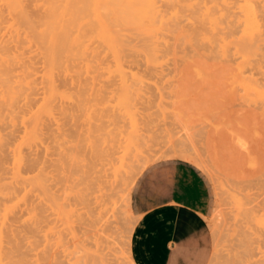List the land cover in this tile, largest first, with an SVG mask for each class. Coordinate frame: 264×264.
Wrapping results in <instances>:
<instances>
[{"label":"rangeland","instance_id":"rangeland-1","mask_svg":"<svg viewBox=\"0 0 264 264\" xmlns=\"http://www.w3.org/2000/svg\"><path fill=\"white\" fill-rule=\"evenodd\" d=\"M159 1H160L159 4H161L162 1L158 0V2ZM238 1H240V2H238ZM241 1H243V2H241ZM256 1H257V3L259 1V3H258L259 6L264 8L263 7L264 6V0H263V2H262V0H254V2H256ZM235 2H237L238 4ZM244 3H245V0H232L231 4L232 5L234 4L233 10L235 12H237L239 6L244 4ZM237 27H239V26H237L236 24L233 26V31H232L231 36H230L231 38L229 37L232 40V43H233V40H234V42H235V40H238L239 36L241 35V29L237 30L240 28V27L239 28H237ZM239 32H240V35H239ZM234 33L236 35H234ZM232 34L235 38L232 37ZM170 42L174 43L175 41L173 38H170ZM263 46H264V44H263ZM181 47L178 46L175 48V50L177 51L176 52L177 55H176V53L174 54L176 56V58L174 55H172V53L165 56L166 57V58L164 57L165 59L161 58V65L158 67L160 70L157 68L158 71H156L155 69L144 70L145 67H143V68L141 67L144 71L141 70V68L140 69L138 68V70H137L136 66H135V70H133L134 68L128 69L126 72H121V73L115 72V71H97V72L94 71L92 73H89V72L85 73V71H83V72H80L82 74L79 73V75H82L83 79L81 78V76H80V78L78 77V79L76 78L77 80L75 81V84L70 83L71 75H69L66 78L67 80H64L62 82V88H63L62 90L65 93V97L62 101V104L66 105L65 107H67L68 111H70L72 113L75 112L73 115H71L72 120H71L70 116L68 118L58 120V124H60L59 126H58V124H56L57 121L56 122L53 121L51 123V126H50L51 130L48 131V134H46V136H45V141L47 142L46 148L44 150L34 148L32 153H31L32 165H30V167H29V175L32 177L31 196H32L33 207L36 208V211H37V217L36 218L34 217V219L32 221V223H33L32 229H31V234L33 235L32 236L33 249L30 251L31 252V258H32V264H37L35 261L37 259L39 260V262L41 264H81V263L82 264H95V263L96 264H123V262H124V264H133V263L135 264V262L132 258V255H131V250H130L131 233H132L134 224H135L136 219H137V217L134 213V208H133V204H132L133 189H134V186H135L137 179L139 178V176L142 174V172L148 166H150L154 163L160 162V161L170 160V159L186 160V161L191 162L195 166H197L200 169V171L203 173V175L206 178L208 185L210 187V190H211V209H210V214H209L207 220L209 223L210 237H211V255H210V259L208 261V264H264L263 263L264 262V260H263L264 259V245H263L264 244V210H261V209H264V207H263L264 206V200H263L264 199V183H263V185H261L262 181L259 180L260 176H261L259 174V172L262 173L260 168L262 167V169H264V167H263L264 164H262V163H264V155H263L264 154V140L262 141L263 137L259 138L261 135L257 136L258 138L255 137V135H259V133L261 131H263V129L260 130L262 127L260 128V124L257 123L258 121H256L253 117H251V116H253V115H251L253 113V109H251V108H253L254 105L256 107L260 106L261 100L257 97L256 92H252L253 91L252 89H248L249 86L254 83V80L257 82L258 79L260 80V81L258 80L259 84L258 83H255V84L260 85L261 87H264V81L262 79V78H264L263 77L264 76V68H263L264 67V60L262 61L261 55H258V56L254 55L255 57L252 56L251 60L253 61V58H255V60L260 59L259 60L260 62H256L255 60H254V63H256V64H254L252 61L245 62L244 59L238 53H234L233 48L229 49L230 51L228 50L229 52H227V54L225 56L221 55L222 56L221 57V56H217L216 51H214V50L212 51L213 54L211 53V51H209L207 49L205 51L204 55L198 54V56H197L196 53L191 51V47L189 46V44H187V45L182 44ZM179 49H182V50L179 51ZM261 50L264 51V47ZM160 53L165 54V52H163V51ZM191 53L193 54V56H191L192 55ZM214 54H216V56ZM184 55L187 56V57H184L187 60L183 58ZM180 56H181V58H180ZM201 56L202 57L205 56L204 59H206L208 61V63L205 62V60ZM236 56L238 57V59L236 58ZM193 57H195L194 59L198 58L197 61L194 60ZM216 57H217V59H215ZM190 58H192V59H190ZM200 58H201V61L199 60ZM212 58L216 61L212 60ZM218 58H219V60H218ZM224 59H226V60H224ZM182 60H183V62L185 61V62L190 63V64L186 65V63L184 62L185 63V65H184ZM198 60L200 62H198ZM176 61H177V63H176ZM211 61L215 62L214 66H213V63H211ZM169 62H170V64H169ZM180 62L183 63L184 67H182V63H180ZM191 62H193V63H196V62L201 63L202 62L201 64L206 63L207 65H209V63H210V65H212V67L208 66L210 70L205 67L206 65H204L203 67L197 68V66L193 65V63H191ZM216 62L217 63L220 62L222 64V66L220 65V63L217 64ZM227 62L230 66L229 68H228V66H226V65H228ZM223 63L225 64L224 65L225 67H223ZM244 63H247L248 65H245ZM257 63H258V66L262 67V69L257 67ZM241 64L242 65L244 64L245 67L247 66V68H246L247 71L244 70L245 68H243L244 66L242 67ZM189 65L191 66V68L194 66L192 68V70L194 69L193 72H192V70H190L191 74H189L190 71L188 72L186 70V69H188V70L191 69V68H189ZM255 65H256V67H255ZM166 66H168L170 68H168V67L166 68ZM176 66L181 67L184 71L181 68H178ZM185 66L186 67L188 66V68H185ZM220 66L222 68H220ZM236 66H240V67H236ZM248 66H249V68H248ZM204 67H205V70L203 69ZM216 67H217L218 71L216 70ZM226 67H227V69H226ZM232 67H234V69ZM250 67H253V68H250ZM212 68H214V69L212 70ZM238 68H239V70H241V68H243L242 69L243 71H241V72H244L245 74L247 72L248 73L245 75L238 70H237L238 72H236L235 70ZM178 69H180V71ZM206 69H208V70H206ZM219 69L221 71V74L223 73V74H227V75L226 76L221 75ZM223 69L224 70L226 69V71L229 72L230 74L227 73L226 71H225L226 73L223 72L224 71ZM229 69H231V70L229 71ZM152 70H153V74H152ZM232 70H234V72H236V73L231 72ZM161 71L164 73V75H163V73H161ZM170 71H172V72L170 73ZM202 71L203 72L204 71L205 72L211 71L210 73H212V71H213L214 73H212V74L205 73V72L203 73ZM254 71L258 72V73H255ZM102 72H104V73L102 74ZM140 72H141V74H140ZM154 72H156V73H154ZM184 72L187 73L186 74L187 76L184 74ZM239 72L242 75H240ZM176 73H177V75H176ZM182 73L186 77L184 75H182ZM192 73H195V74H192ZM215 73L217 74L216 75L217 79H215V76H213ZM231 73H232V75H231ZM73 74L76 75V73H73ZM117 74L120 77H117ZM173 74L176 75L177 78ZM203 74L204 75L209 74L210 76L206 75V77L209 76V78L211 77V79H208V78L206 79V77ZM112 75H113V77H112ZM167 75H169V76H167ZM189 75L190 76L193 75L194 77H192V79H191V77ZM229 75H231V76H229ZM244 75H245V77H244ZM249 75H253V76L251 77ZM260 75H262V76H260ZM88 76H89V78H88ZM98 76H100V78ZM131 76H132V78H131ZM222 76H225V77H222ZM232 76H233V78H232ZM235 76H236V78H235ZM254 76H256V77H254ZM97 77H98V79H97ZM149 77L151 79H148ZM158 77H160V79ZM184 77H185V83L186 82L188 84L190 83V85L187 84L188 86H186V88H190L192 86V88H191L192 91H191V89H186V88L183 89L184 88L183 85L185 84L183 82ZM187 77L189 79V82L186 81ZM200 77L201 78L204 77L206 79L205 81L208 80L207 81L208 83L204 81V78L201 80ZM221 77L224 79L225 78L227 79V80L225 79V81L228 83V85L231 88H233L234 83H235L234 85L237 86V84H238V86L240 85V87H235L234 89L238 88L236 91L234 89H230V87H228L227 84L224 83L225 82L224 80H223L224 82L221 81V79H222ZM249 77H251V78L249 79ZM86 78H88V79H86ZM128 78H129V80L131 79V81H133L131 85H130L131 81L128 82ZM133 78L136 80V82L139 83V85H138V83L135 82V80ZM85 79H86V81H85ZM99 79L101 82L98 81ZM114 79H116V80H114ZM175 79H176V81H178V79H180V81H182L180 83L182 86V90H180L181 87H179L180 81L176 82ZM198 79L201 81H199ZM251 79H254V80L252 81ZM102 80L104 82H102ZM138 80H140L141 82ZM159 80L163 81V83L165 85L162 84L161 81L159 82ZM172 80H174V81L171 83L170 81H172ZM190 80L195 81V82L197 81L198 83L195 84V82H194V84H193V82H191ZM212 80L213 81L215 80L217 82L216 84H218V85L214 84L215 81L212 82ZM228 80H230V81H228ZM233 80H235L236 82H232ZM107 81H111V82L109 83ZM112 81L114 82V84L117 82L116 85H114V87H112L113 85H110V84H113ZM144 81H145V83H144ZM237 81H240L241 83L237 82ZM85 82H87V83H85ZM88 82H91V84H92L91 88H90L91 84H89ZM158 82H159V85L157 84ZM230 82L232 83L231 84L232 86L229 84ZM260 82H262L263 84L262 83L260 84ZM135 83L137 86L135 85ZM140 83L142 85H144V87H146V88L141 86ZM203 83L204 84L206 83V86L208 88L205 85H204V87H201V86H203ZM219 83L221 84V86ZM246 83H247V85H246ZM80 84L84 85L83 88H80V87H82V85H80ZM86 84H88L87 87L85 86ZM105 84H109L110 88L107 85L105 86ZM169 84L172 87L170 86L171 89H168V87H166L167 91H168L167 92L166 88H164V87L169 86ZM225 84L227 86V89L225 88L226 87ZM94 85L96 86V88H93V87H95ZM175 85H177V86H175ZM193 85H197V86H195V89H194ZM199 85H201V86H199ZM209 85L212 88L214 86V89L218 92H216V91L214 92L213 91L214 89L212 90V88H210ZM241 85H242V89H241ZM131 86H132V88H131ZM161 86H163V87H161ZM216 86L218 89L216 88ZM140 87L143 89L141 90ZM196 87H198V89H201L200 91H202V88H203L204 94L207 93L208 91H210V93L208 92L209 94L207 93V96H206V94L204 95L203 92L199 93L198 92L199 90ZM114 88H116L117 90ZM137 88H139V89L137 90ZM94 89H95V91H94ZM112 89H114V90H112ZM118 89L119 90L121 89V90L119 91ZM125 89H128V91L130 90L129 92H130V94L132 93L131 94L132 98H134V94H135V99L137 98L136 99L137 102H136V100H133L132 98H131L132 100H129L126 103L121 102L119 100L120 95L123 94ZM196 89H197V91H195ZM88 90H90L89 93H86V92H88ZM173 90H174V92H173ZM193 90L195 92H198V95H197V93L193 92ZM238 90H241V91L238 92ZM76 91H78V92H76ZM118 91H119V94H118ZM187 91H190V93L193 92L192 95L188 94L189 92H187ZM230 91H231V94L233 93L232 96L235 94V96H233V97H236V95H237L236 100H238V102H240V104L238 102H236L235 98H233L231 96V94L230 95L227 94V93H230ZM233 91H235V92H233ZM81 92H83L82 93L83 97L85 96V98H87V99H84L83 97H81V95H82ZM95 92H96V94L98 92V95H101V97L96 95V94L94 95L93 93H95ZM180 92H182L181 94H184V96L181 97V98H183V100L180 98ZM243 92H245V93H243ZM84 93H85V95H84ZM139 93H141L144 96H142L141 94L139 95ZM213 93H215V94H213ZM220 93H222V94L225 93L226 99L224 98V95L222 97L223 99H221L220 97L222 96V94H220ZM238 93H240V94L243 93L242 95L244 97L243 96L241 97V95H239ZM107 94H108V96H107ZM156 94H157V96H156ZM185 94H186V96L190 95L191 96V97L189 96L190 99H188V97H185ZM116 95H117V97H116ZM195 95H197V96L195 97ZM88 96H89L90 100L88 99ZM93 96L97 100V103L99 102L98 105L96 102H94L95 99L93 98ZM177 96H179V97L177 98ZM202 96L207 97V99L205 98L206 99L205 100L204 97H202ZM208 96H211V97L208 98ZM229 96H231L232 98L228 102H226L228 100L227 98ZM74 97H76V98H74ZM97 97H98V99H97ZM143 97H145V99ZM147 97H149V98H147ZM153 97H155L154 101H153V99H154ZM169 97L171 99L172 98L177 99L178 102L175 99L171 100ZM199 97L203 98L204 100L200 99ZM117 98H118V100H117ZM150 98H153V99H150ZM191 98H192V100L194 99V101H192ZM195 98H197L199 100L198 101L199 103L197 105H196L197 99L195 100ZM210 98L213 101L215 99V101L214 102L212 101L210 103L209 102V101H211ZM242 98H244V100ZM80 99L83 100L84 103ZM110 99H112V100H110ZM139 99H141V100H139ZM149 99L151 102L148 101ZM185 99L186 100L188 99L187 100L188 104L185 102L186 101ZM86 100H88V102L93 101L95 104L93 102H92L93 104L92 103L90 104ZM104 100H108L109 102L104 101ZM115 100H117L118 102ZM163 100H165L166 102ZM179 100H181V103ZM189 100H191L193 103H195L194 105L192 104V106H191L192 108L197 106V107H195V109L201 108L202 111H201V109L197 112L194 111L195 109L191 110L190 105L192 102ZM200 100H202V101H200ZM216 100H219L218 104L216 103ZM222 100L223 101L225 100L226 104ZM234 100H235L236 104L233 103ZM182 101H184V102H182ZM203 101H206V103L205 102L202 103ZM148 102L150 103L149 104L150 106L148 105ZM176 102L178 104L179 103L180 104L178 105ZM208 102L210 103V106L208 105ZM219 102L222 104L221 105L222 108L224 107V105H226L225 108L220 109L221 106H219L220 105ZM229 102H231V103H229ZM85 103H86L87 107H86V105L85 106L83 105ZM131 103L133 106L131 105ZM135 103H137V104H135ZM160 103L163 106L160 105ZM241 103H242V105H241ZM243 103H245V106ZM250 103H252V104L250 105ZM89 104L91 105V109L88 108V106L90 107ZM102 104H104V105H102ZM139 104H141V105H139ZM142 104L144 107L142 106ZM206 104L208 105V107L206 106ZM232 104H234V105H232ZM81 105H82V108L79 109L81 107ZM126 105H127V107H126ZM215 105H216V108L219 107V109L218 108L216 109ZM229 105H231V106H229ZM109 106H111L112 108H110ZM212 106L216 109V111L219 113V115L215 114L216 112L214 113L215 109ZM232 106H234V108ZM241 106L244 108L247 107L250 109L246 110V108L244 109ZM250 106H253V107H250ZM74 107H75L76 111L74 110ZM95 107H96V109H95ZM97 107H99V108L101 107L100 108L101 110L99 108H98L99 109L98 110ZM132 107H133V109H132ZM140 107H141V109L142 108L143 109L142 110L139 109ZM171 107H173L172 110H171ZM174 107L176 109H174ZM181 107L183 108V110L185 109L183 112H182ZM209 107L213 108L214 110L213 109L211 110V108L209 110ZM256 107H254V109ZM107 108L109 110H107ZM118 108H120V109H118ZM149 108H150V110H149ZM157 108L160 109V110H158L160 114L156 113V112H158ZM235 108H238V109H235ZM112 109H113V111H112ZM116 109H118V111ZM121 109H123V110H121ZM207 109L210 113L206 112ZM226 109L229 111H227ZM257 109H259V108H256V110ZM79 110H80V112H79ZM83 110H84V112H83ZM177 110L178 111L181 110V111H179V114L178 113L176 114V112H178ZM186 110L190 111V114L192 113L191 115L190 114L189 115L192 118L194 117L193 120L191 117H189V115L187 117ZM203 110L205 111V113ZM223 110H224V112H225V110L227 112L224 113ZM238 110H239V112L241 111V113L237 112ZM85 111L87 112V114L85 113ZM102 111H104V113ZM143 111H144V113H143ZM171 111H174V112H171ZM249 111H251V113ZM120 112L121 113L123 112V113L121 114ZM198 112H200L199 114H201V115H197ZM236 112L238 113V115ZM119 113H120V115H119ZM154 113L156 115L158 114L157 115L158 118ZM168 113H169V115H167ZM207 113H209V114H207ZM75 114L78 115V117ZM83 114H84V117H83ZM108 114H110V115H108ZM180 114L182 115V117ZM240 114H243V115L240 116ZM247 114H249V115H247ZM92 115H93V117H92ZM113 115L117 118V120L115 117H111ZM143 115L145 117H143ZM205 115H207V116L205 117ZM220 115H222L223 118L226 117V119L220 118L221 117ZM226 115H228V116H226ZM125 116H127V117H125ZM149 116L151 118H153V117L154 118L151 119ZM159 116H160V118H159ZM248 116L250 117V120L248 118L247 119L248 121H247L246 118ZM102 117H103V119H101ZM106 117H108V118H106ZM215 117H216V119H215ZM244 117H246V118H244ZM126 118H128L129 120H127ZM146 118H147V120L150 118V120L145 121ZM251 118H253V121ZM142 119H143V121H142ZM249 121H251L254 124L252 125V123ZM157 123H159V124H157ZM244 123H245V125H244ZM65 124H68V125L64 126ZM93 124L94 125L97 124V126H96L97 128L105 127L104 129L107 130L106 132L109 135L107 136V134H106V136H105L104 135L105 131H103L101 134V131L104 130L103 128H102V130H100L101 128H99L100 131L97 133L98 135H95L94 133H95V131L97 132L98 129L96 128L97 130H95V128H92ZM237 124H238V126H237ZM98 125H102V126H98ZM257 125H258V127H257ZM126 126H127V128H126ZM249 127H251V128H249ZM240 128L241 129L243 128L242 129L243 131ZM258 128H259V130H256ZM93 129L95 131L91 132ZM54 130H56V131H54ZM110 130H112V131H110ZM67 131H70V134H67L68 133ZM114 131H116V132H114ZM249 131H251V132H249ZM246 132H248V135L250 133V135L248 136ZM58 133L60 134V136ZM85 133H87V134H85ZM84 134H85V136H84ZM90 134H92V135H90ZM252 134L256 140H253L254 138H253ZM241 136H243V137H241ZM73 137L76 138L75 139L76 142H75ZM96 137L98 139H96ZM247 137H250V139ZM77 139L80 141L81 145L78 143L79 141ZM100 140H102L104 143L102 142L103 144H99L98 147H96V145H97L96 141H100ZM242 140H244V141H242ZM249 140H251L253 142H250ZM71 141H74L75 143H72ZM70 142H71V144H70ZM109 142H110V144H108V146H107V143H109ZM245 142L247 144L249 143L248 146ZM55 143H56V145H55ZM76 143H78V145H76ZM99 143H101V141ZM58 144H63V145L58 146ZM72 144H73V147H72ZM74 144L77 146L76 149H74ZM115 144H117V145H115ZM255 144H256V146H255ZM109 145L111 146V148L109 147ZM114 146H115V149L113 148ZM57 147H59V149ZM70 147H72L73 149L72 148L70 149ZM106 148H108V149H106ZM244 148H246V149L244 150ZM53 149H54L55 153H54ZM88 149H90V151ZM93 149H95V150L93 151ZM109 149H111L112 151H109ZM224 149H226V150H224ZM67 150L70 152V154H68ZM259 151H260V153H259ZM74 152H75V154H74ZM109 152H111V155ZM107 153H109V154H107ZM59 154H61V155H59ZM222 154H223V156H222ZM224 154H225V156H224ZM226 154H227V156H226ZM258 154H260V155H258ZM42 155H43V158L41 159ZM106 155H109L110 157H107ZM244 155H246V157H244ZM77 156H78V158H77ZM67 157L69 158L68 163L71 160V158H72L71 163L73 161H74L72 163L73 165L76 163V166L74 165L75 167H73V168L75 169L74 171L76 172V170H77L78 173H73L74 171H72V174H70V171L66 170V169H70V168H68L69 166L66 165L64 162L65 159L67 162V159H68ZM104 157L108 158V160H105L107 165H105V162L102 161L104 159ZM79 158L82 159V160L80 159L81 161L84 160L83 163L81 161H80L81 164L79 163V161H78ZM89 158H92V159H89ZM100 158H103V159L99 160ZM86 159H88V161H89L88 163H87ZM244 159H246V160H244ZM256 159H257V161H255ZM261 159L263 160V162ZM39 160H42V161H39ZM110 160H111V162H110ZM232 160H234V161H232ZM96 161H97V164L93 165L94 163H96ZM114 161L116 162V164H114L115 163ZM71 163H70V166H71V169L73 170V168H72L73 165ZM58 164H59V166H58ZM101 164H104V166H106L107 168L106 167L104 168V166L103 165L101 166ZM8 165H9L8 167L10 169L12 167V164L8 163ZM90 165L92 167H89ZM259 165L260 166L262 165V166L260 167ZM100 166L103 168L101 169ZM55 167L58 168V171H61V173H62V174L60 173V175H59V177L61 176L60 178H57L59 172L58 173H57V171L55 172V169H56ZM76 167H77V169H76ZM238 167H241V168L238 169ZM254 167H256L255 168L256 171L259 169L257 171L258 173L254 170ZM116 168H117V170H116ZM78 169H79V171H78ZM44 170H45V172H44ZM248 170L250 171V173ZM84 171L87 174L95 173L97 171V175L103 176L105 178V181H107L106 185L104 184V187L107 186L108 182H109V185L112 183L114 185V187L118 184V182L121 183L122 180H124L123 182H125V183L128 182V184L126 183L124 185V183L123 184L121 183V184H118L120 187H118V185L115 187L116 190L118 191V194H119L118 196H116L117 202L119 205V206L117 205L118 206L117 211L119 209H120V211H118L119 214H116V216H114V221L112 219L113 217H111L112 221L107 223V224H109L110 227L107 225H101V227H99V224L95 220H97V219L101 220V218H102V221H103L104 216L103 217L101 216L99 218L98 217L99 215L95 214L94 217L96 218V216H97V218L95 219V218H93L90 211L89 210L87 211V208L83 209V210L79 209L81 207L80 204L77 205V208L79 210L77 211V209H76L75 212H73L74 214H72L70 219H69V211L71 209V206H73V202H75V198L69 194V190L71 188V185L77 184V182H75L74 180L76 178H78L79 176H81V174L83 175ZM100 171H102V172H100ZM232 171H233V173H232ZM50 172H51V174H50ZM220 172H222V173H220ZM253 173H254V175H253ZM40 174L44 176L43 181H44L46 189H47L46 194L42 191V189L37 184V178L39 177ZM111 174L113 176V179H112V176H111V178L109 176ZM115 174H117V176ZM71 175H72V178H71ZM251 175H253L252 178H254V179L251 178ZM256 175L258 176V178ZM48 176L50 178H48ZM128 176H130V177H128ZM62 177H64V179L61 181L60 179ZM51 179H52V181H51ZM249 179H250V181H249ZM70 180H72L74 182H72V181L70 182ZM56 181H58L59 184ZM110 181H111V183H110ZM52 182H54V183H52ZM61 182L64 184H61ZM233 185H235V186H233ZM110 186H108V187L110 188ZM60 188L61 189L63 188V189L60 190ZM118 188H119V190H118ZM252 189H253V191H251ZM260 190H263L262 191L263 194H262V192L260 193ZM244 191H246V192L244 193ZM107 192L108 191L105 190V193H107ZM258 192H259V194H262V197H261V195L260 196L258 195ZM108 194H109V192H108ZM106 196L108 197V195H106ZM106 196H105V198L108 199ZM35 199H37V200H35ZM257 199H259V200H257ZM66 206H68V207H66ZM63 208H65V209H63ZM81 210H82V213H78V212H81ZM42 213H43V215H42ZM128 213H130L132 216H130V214L127 215ZM109 214L105 215V217L106 216L108 217ZM91 217L94 220H92ZM254 218H257V219L255 220ZM36 221H38V222H36ZM98 222H100V221H98ZM90 223H91V225H90ZM101 224H103V222ZM74 234H75V236H74ZM108 236H109V238H108ZM254 239H255V241H254ZM103 240H105V242H103ZM257 241H258V244H257ZM261 241H262V243H261ZM106 247H107V249H106ZM96 257H99V259ZM255 260L256 261L259 260V261L256 262Z\"/></svg>","mask_w":264,"mask_h":264},{"label":"bare ground","instance_id":"bare-ground-1","mask_svg":"<svg viewBox=\"0 0 264 264\" xmlns=\"http://www.w3.org/2000/svg\"><path fill=\"white\" fill-rule=\"evenodd\" d=\"M161 1H162V3L159 4L160 1L158 2V0H0V264H32V258H31V252L30 251L33 249V240H32V236L33 235L31 234V229H32V224H33L32 221H33L34 217L35 218L37 217V211H36V208L33 207L32 196H31L32 177L29 175V167H30V165H32V163H31V153H32L34 148L43 149V150L46 148V143L47 142L45 141V136H46V134H48V131L51 130L50 126H51V123L53 121H55V122L57 121L56 124H58V120H62V119L68 118L69 116L71 117V115H73L75 113V112L72 113V112L68 111L67 107H65L66 105L62 104V101H63V99L65 97V93L62 90L63 89L62 88V82L64 80H67L66 78L69 75H71V81L69 80L70 83H74L75 84V81L78 79V77L80 78V76H81V78H82V75H79V73L83 72V71H85V73L86 72L92 73L94 71H96V72L97 71H115V72H120L121 73V72H126L128 69H133L134 68L133 70H135V66L137 67V70H138V68L140 69L141 67L142 68L145 67L144 70H146V69H155L156 71H158L157 68L161 65V58H164L165 56H167L168 54H171V53H172V55H174L177 52L175 50V48L178 47V46L181 47L182 44H186V45L189 44V46L191 47V51L196 53L197 56H198V54H203L204 55V53H205V51L207 49L209 51H211V53H212L213 50L216 51L217 56H221V55L225 56L227 54V52L230 51L229 49L233 48L234 53H238L244 59L245 62L252 61L251 60L252 56L255 57L256 55L257 56L261 55L262 61L264 60V51L261 50L264 47L263 46V44H264V8L259 6V4H258L259 1L257 3V1L254 2V0H245V3L239 6L237 12H235L233 10V8H234L233 5L234 4L233 5L231 4L232 0H161ZM238 2H240V1H238ZM241 2H243V1H241ZM262 2H263V0H262ZM235 3H237V2H235ZM235 24L240 27V28L237 27V28H239L237 30L241 29V35H240V32H239L240 36H239V38L237 37L238 40H235V42L233 40V43H234L233 44L232 40L230 39L231 38L230 36H231L232 31H233V26ZM234 35H236V34L234 33ZM232 37H234L233 34H232ZM170 38H173L175 42L171 43L170 42ZM182 49H179V51L182 50ZM162 51L165 52V54H161L160 52H162ZM216 54H214V55L216 56ZM176 55H177V53H176ZM191 56H193V54ZM237 56H236V58L238 59ZM184 57H187V56L184 55L183 58ZM175 58H176V56H175ZM180 58H181V56H180ZM194 58L195 57H193V59ZM202 58L204 59L205 56L202 57ZM184 59H186V58H184ZM190 59H192V58H190ZM197 59L198 58H196L194 60L197 61ZM215 59H217V57ZM226 59H224V60H226ZM199 60L201 61V58ZM199 60H198V62H200ZM204 60H205V62L208 63V61L206 59H204ZM212 60H214V59L212 58ZM218 60H219V58H218ZM254 60H255V58H253V61H252L253 63H254ZM259 60L257 59L255 61L256 62H260ZM214 61H216V60H214ZM182 62H183V60H182ZM182 62H180V63H182ZM220 62H218V63H220ZM176 63H177V61H176ZM183 63H182V67H184ZM185 63H186V65L190 64V63H187V62H185ZM185 63H184V65H185ZM191 63H193V62H191ZM201 63H197L196 62V63H193V65L197 66V68L203 67L204 65H206L205 67L208 68V69H209L208 66L212 67V65H210V63H209V65H207L206 63H203V64H201ZM211 63H213V66H214L215 62L211 61ZM221 63H220V65L222 66ZM169 64H170V62H169ZM227 64H228V62H227ZM244 64L248 65L247 63H244ZM244 64L243 65L241 64L242 67L244 66ZM254 64H256V63H254ZM224 65L225 64L223 63V67H225ZM221 66H220V68H222ZM226 66H228V68L230 67L229 64L226 65ZM167 67L168 66H166V68ZM176 67H178V66H176ZM205 67L203 68L204 70H205ZM217 67H216V70H217ZM236 67H240V66H236ZM253 67H250V68H253ZM255 67H256V65H255ZM257 67L262 69L261 66H258V63H257ZM142 68H141V70H143ZM168 68H170V67H168ZM178 68H181V67H178ZM185 68H188V66L187 67L185 66ZM189 68H191L190 65H189ZM192 68L189 69V70L188 69H186V70L189 72L190 70H192ZM232 68L234 69V67H232ZM243 68H245L244 70H246L247 66L246 67L244 66ZM243 68H241V70H239V68H238L235 71L236 72H238V71L241 72V71H243L242 70ZM248 68H249V66H248ZM208 69H206V70H208ZM213 69L214 68H212V70ZM226 69H227V67H226ZM226 69L225 70L223 69L224 71L223 70L222 71L225 72ZM178 70L180 71V69H178ZM193 70H192V72H193ZM230 70L231 69H229V71ZM219 71H220V69H219ZM141 72H140V74H141ZM171 72L172 71H170V73ZM210 72L211 71H209V72L207 71L205 73H210ZM231 72H234V70H232ZM236 72H234V73H236ZM240 72H239V74H240ZM73 73H76V75L73 74ZM103 73L104 72H102V74ZM154 73H156V72H154ZM161 73H163V72L161 71ZM212 73H214V72L212 71ZM212 73H210V74H212ZM227 73H229V72H227ZM241 73L245 74L244 72H241ZM255 73H258V72H255ZM80 74H82V73H80ZM152 74H153V70H152ZM184 74L186 75L187 73L184 72ZM184 74L182 73V75H184ZM189 74H191V71H190ZM192 74H195V73H192ZM220 74H221V71H220ZM163 75H164V73H163ZM176 75H177V73H176ZM176 75H174V76H176ZM206 75H209V74H206ZM206 75H204V76L206 77ZM216 75H217L216 73L213 75V76H215V79H217ZM221 75H225L226 76L227 74H223L222 73ZM231 75H232V73H231ZM231 75H229V76H231ZM240 75H242V74H240ZM245 75H244V77H245ZM100 76H98V77L100 78ZM167 76H169V75H167ZM209 76L206 77V79L207 78L211 79V77L209 78ZM225 76H222V77H225ZM249 76L252 77L253 75H249ZM260 76H262V75H260ZM98 77H97V79H98ZM112 77H113V75H112ZM117 77H120V76H118V74H117ZM150 77L148 79H151ZM185 77L183 79L184 83H185ZM190 77L192 79V77H194V76L191 75ZM251 77H249V79ZM254 77H256V76H254ZM88 78H89V76H88ZM88 78H86V79H88ZM131 78H132V76H131ZM158 78L160 79V77H158ZM176 78H177V76H176ZM203 78H201V80ZM232 78H233V76H232ZM235 78H236V76H235ZM86 79H85V81H86ZM206 79L204 78V81ZM225 79L222 78L221 81L224 82ZM262 79L264 81V78H262ZM114 80H116V79H114ZM201 80H199V81H201ZM230 80H228V81H230ZM235 80H233L232 82H236ZM251 80L253 81L254 79H251ZM258 80H257V82L255 80H254V83L252 82L254 85L253 84L252 85L249 84L250 86H249L248 89H252L253 90L252 92H256L257 97L261 100L260 106L257 105L258 107H256L254 105V107L259 108V109L256 110V108L254 109L253 106H250V107H253V108H251V109H253V113L251 114L253 116H251V117H253L256 121H258L257 123L260 124V128L262 127L260 130L263 129V131L260 132L261 134L259 133V135H255V137L261 135L259 138L263 137L262 138V141H263L264 140V87H261L260 85H256L255 84V83H258ZM98 81H100V79ZM129 81H131V79L129 80V78H128V82ZM138 81H140V80H138ZM160 81L161 80H159V82ZM173 81L174 80H172L170 82L172 83ZM175 81H176V79H175ZM179 81H180V79H178V81H176V82H179ZM186 81L189 82L188 77L186 78ZM207 81H205V82H207ZM214 81L212 80V82H214ZM102 82H104V81L102 80ZM107 82L110 83L111 81H107ZM132 82L133 81H131L130 85L132 84ZM135 82H136V80H135ZM159 82L157 83L158 85H159ZM181 82L182 81H180L179 84ZM191 82H193V84H194L195 81H191ZM237 82H240V81H237ZM85 83H87V82H85ZM88 83L91 84V82H88ZM116 83L114 84V82H113V84H110V85H113L112 87H114V85H116ZM136 83H138V82H136ZM136 83H135V85H136ZM144 83H145V81H144ZM161 83L164 84L163 81H161ZM196 83H198V82L196 81L195 84ZM216 83L217 82L215 81L214 84H216ZM224 83H226L227 86L230 87L226 81ZM261 83L262 82H260V84ZM185 84L183 85L184 86L183 89H185L186 86L190 85V83L188 84L187 82ZM226 84H225V86H226ZM229 84L231 85L232 83L230 82ZM234 84H233V88L230 87V89H234L235 87H240V85L238 86V84H237V86H236ZM80 85H82V84H80ZM106 85L110 88L109 84H105V86ZM138 85H139V83H138ZM204 85L206 86V83L205 84L203 83V86H201V85H199V86L204 87ZM216 85H218V84H216ZM246 85H247V83H246ZM83 86L84 85H82V87H80V88H83ZM85 86L87 87L88 84H86ZM91 86H92V84L90 85V88H91ZM141 86L144 87V85H142V84H141ZM170 86L171 85L169 84V86H165L164 88L168 87V89H171ZM175 86H177V85H175ZM193 86H194V89H195V86H197V85H193ZM220 86H221V84H220ZM227 86L225 87L226 89H227ZM161 87H163V86H161ZM179 87H181L180 90H182L181 84L179 85ZM198 87H196V88L198 89ZM93 88H96V86L93 87ZM131 88H132V86H131ZM144 88H146V87H144ZM191 88H192V86L190 88H186V89H191ZM210 88H212V87L210 86ZM216 88H217V86H216ZM114 89H116V88H114ZM114 89H112V90H114ZM138 89L139 88H137V90ZM140 89L142 90L143 88L140 87ZM197 89L195 91H197ZM213 89H214V86H213L212 90ZM237 89L238 88H236L234 90L236 91ZM241 89H242V85H241ZM198 90H199L198 91L199 93L203 92V94H204L203 88H202V91H200L201 89H198ZM89 91L90 90H88V92H86V93H89ZM94 91H95V89H94ZM119 91H118V94H119ZM129 91H128V89H125L123 94L120 95V99L119 100L121 102L126 103L129 100H132V99L136 100L137 99V98L135 99V94H134V98H132L131 97L132 93L130 94ZM166 91H167V88H166ZM191 91H192V89H191ZM195 91L193 90V92H195ZM213 91L215 92L216 90L214 89ZM235 91H233V92H235ZM239 91H241V90H238V92ZM76 92H78V91H76ZM173 92H174V90H173ZM187 92H189L188 94H191V95L193 93V92L190 93V91H187ZM198 92H195V93H197V95H198ZM208 92L210 93V91H208ZM216 92H218V91H216ZM82 93L83 92H81V94ZM181 93L182 92H180V98L184 96V94H181ZM207 93H205L206 96H207ZM222 93H220V94H222ZM240 93H238V94L241 95V97H242L243 96L242 94L245 93V92H243L242 94H240ZM93 94L95 95L96 92L93 93ZM108 94H107V96H108ZM140 94L141 93H139V95ZM213 94H215V93H213ZM227 94L230 95L231 91H230V93H227ZM232 94H231V96H232ZM84 95H85V93H84ZM96 95H98V92H97ZM197 95H195V97ZM223 95H224V98L226 99L225 93L222 94V96L220 98L223 99L222 98ZM98 96L101 97V95H98ZM142 96H144V95H142ZM156 96H157V94H156ZM189 96L190 95L186 96V94H185V97H188V99H190V97H191V96L190 97ZM211 96H208V98L211 97ZM231 96H229L230 98L229 97L227 98L228 100L226 102H228L233 96H235V94L232 97ZM81 97H83V94L81 95ZM116 97H117V95H116ZM145 97H143V98L145 99ZM178 97L179 96H177V98ZM202 97H204V96H202ZM236 97H237V95H236ZM236 97H233V98H235V100H236L237 99ZM74 98H76V97H74ZM83 98L87 99V98H85V96ZM93 98H94V96H93ZM147 98H149V97H147ZM153 98H150V99H153V101H154L155 97H153ZM192 98H191V100H192ZM205 98L207 99V97H204V99ZM88 99H89V96H88ZM97 99H98V97H97ZM150 99L148 101H150ZM172 99H175V98H172ZM181 99L183 100V98H181ZM196 99L197 98H195V100ZM200 99H203V98H200ZM242 99L244 100V98H242ZM110 100H112V99H110ZM117 100H118V98H117ZM117 100H115V101H117ZM139 100H141V99H139ZM175 100H177V99H175ZM187 100L185 102L188 104ZM191 100H189V101H191ZM235 100H234L233 103H235ZM81 101L83 102V100H81ZM86 101L88 102V100H86ZM104 101H108V100H104ZM163 101H165V100H163ZM179 101L181 103V100H179ZM184 101H182V102H184ZM192 101H194V99ZM196 101H197L196 102V105H197L199 103L198 102L199 100L197 99ZM200 101H202V100H200ZM212 101L213 100L211 99V101H209V102L211 103ZM214 101H215V99H214ZM218 101L219 100H216L217 104H218ZM92 102L93 101H90L88 103L91 104ZM94 102L97 103V100L95 99ZM136 102H137V100H136ZM177 102H178V100H177ZM204 102L206 103V101H203L202 103H204ZM209 102H208V105L210 106ZM223 102L225 103V100ZM236 102H238V100H236ZM98 103H97V105H98ZM229 103H231V102H229ZM238 103L240 104V102H238ZM135 104H137V103H135ZM149 104L150 103L148 102V105ZM192 104L194 105L195 103L192 102L190 107L192 106ZM219 104H220L219 106L222 105L220 102H219ZM243 104L245 106V103H243ZM251 104L252 103H250V105ZM83 105L85 106L86 103L83 104ZM102 105H104V104H102ZM131 105H132V103H131ZM139 105H141V104H139ZM160 105H162V104L160 103ZM208 105L206 104L207 107H208ZM232 105H234V104H232ZM241 105H242V103H241ZM142 106H143V104H142ZM225 106L226 105H224L223 108H225ZM229 106H231V105H229ZM86 107H87V105H86ZM109 107L112 108L111 106H109ZM126 107H127V105H126ZM195 107H197V106H195ZM195 107L194 108L191 107L190 109L191 110L195 109ZM232 107L234 108V106H232ZM81 108H82V105H81V107L79 109H81ZM88 108L91 109V105H90V107L88 106ZM98 108L99 107H97V109ZM108 108H107V110H109ZM210 108L211 107H209V110H210ZM213 108H211V110ZM215 108H216V105H215ZM217 108L219 109V107H217ZM221 108H222V106L220 107V109ZM242 108H244V107H242ZM245 108H246V110L250 109V108H247V107H245ZM95 109H96V107H95ZM118 109H120V108H118ZM118 109H116V110L118 111ZM132 109H133V107H132ZM139 109H141V107ZM172 109H173V107H171V110ZM174 109H176V108L174 107ZM200 109L201 108H199V109L196 108L194 111L197 112ZM216 109H215L214 113L216 112L215 114L219 115V113L216 111ZM235 109H238V108H235ZM74 110H75V107H74ZM84 110H83V112H84ZM121 110H123V109H121ZM149 110H150V108H149ZM158 110H160V109L157 108V111ZM184 110L182 108V112ZM226 110H225V112L229 111V110H227V111ZM112 111H113V109H112ZM179 111H181V110H179ZM179 111L176 112V114L177 113L179 114ZM201 111H202V109H201ZM79 112H80V110H79ZM102 112L104 113V111H102ZM171 112H174V111H171ZM200 112H198L197 115H201V114H199ZM206 112H209L208 109L206 110ZM223 112H224V110H223ZM237 112H239V110ZM249 112L251 113V111H249ZM85 113L87 114L86 111H85ZM120 113H119V115H120ZM143 113H144V111H143ZM156 113H159V111L156 112ZM204 113H205V111H204ZM209 113H207V114H209ZM239 113H241V111ZM84 114H83V117H84ZM186 114H187V117H188V115L190 114V111L186 110ZM249 114H247V115H249ZM108 115H110V114H108ZM167 115H169V113ZM190 115H189V117H191ZM222 115H220L221 117L220 116L219 117L223 118ZM228 115H226V116H228ZM237 115H238V113H237ZM241 115H243V114H240V116ZM76 116L78 117V115H76ZM206 116L207 115H205V117ZM92 117H93V115H92ZM111 117H115V116L113 115ZM125 117H127V116H125ZM143 117H145V116L143 115ZM181 117H182V115H181ZM216 117H215V119H216ZM106 118H108V117H106ZM150 118L148 120H150ZM153 118H151V119H153ZM157 118H158V116H157ZM159 118H160V116H159ZM193 118H192V120H193ZM244 118H246V117H244ZM248 118L250 120L249 116L246 118V120ZM253 118H251L252 121H253ZM101 119H103V117ZM126 119L129 120L128 118H126ZM143 119H142V121H143ZM223 119H226V117H224ZM71 120H72V117H71ZM116 120H117V118H116ZM146 120H147V118L145 119V121ZM249 122H251V121H249ZM68 124H65L64 126H67ZM157 124H159V123H157ZM253 124L254 123H252V125ZM59 125L60 124H58V126ZM93 125H92V128H95V130L98 129L97 132L94 129L91 131V132L95 131V133H94L95 135H98L97 133L100 130H102V128L103 129L105 128V127H102V128L99 127V128H101L99 130V128L96 127L97 124L94 125L95 127ZM244 125H245V123H244ZM98 126H102V125H98ZM237 126H238V124H237ZM251 127H249V128H251ZM257 127H258V125H257ZM126 128H127V126H126ZM256 130H259V128L256 129ZM54 131H56V130H54ZM103 131H105L104 132L105 134L104 133L103 134L106 136V134H107L106 131L107 130H105V129L102 130L101 134H102ZM110 131H112V130H110ZM67 132H68L67 134H70V131H67ZM114 132H116V131H114ZM249 132H251V131H249ZM87 133H85V134H87ZM246 133L248 135V132H246ZM85 134H84V136H85ZM90 135H92V134H90ZM108 135L109 134H107V136ZM249 135H250V133H249ZM59 136H60V134H59ZM252 136H253V134H252ZM241 137H243V136H241ZM247 138L250 139V137H247ZM253 138H254V136H253ZM75 139L76 138H74V140ZM96 139H98V138L96 137ZM253 140H256V139L254 138ZM100 141H101V143H99ZM100 141H96L97 145L94 143L96 145V147H98L99 144H103L104 143L102 140H100ZM242 141H244V140H242ZM249 141L253 142L251 140H249ZM71 142L75 143L76 140H75V142L74 141H71ZM71 142H70V144H71ZM78 143L80 144V141ZM78 143H76V145H78ZM108 144H110V142L107 143V146H108ZM248 144H247V146H248ZM55 145H56V143H55ZM59 145L61 146L63 144H58V146ZM76 145L74 144V149L77 148ZM115 145H117V144H115ZM255 146H256V144H255ZM72 147H73V144H72ZM72 147H70V149ZM109 147L111 148L110 145H109ZM57 148L59 149V147H57ZM113 148L115 149V146ZM106 149H108V148H106ZM245 149L246 148H244V150ZM88 150L90 151V149H88ZM94 150L95 149H93V151ZM224 150H226V149H224ZM53 151H54V149H53ZM109 151H112V150L109 149ZM67 152H68V154H70V152L68 150H67ZM54 153H55V151H54ZM109 153L111 155V152H109ZM109 153H107V154H109ZM259 153H260V151H259ZM74 154H75V152H74ZM227 154H226V156H227ZM59 155H61V154H59ZM258 155H260V154H258ZM106 156L110 157L109 155H106ZM222 156H223V154H222ZM224 156H225V154H224ZM244 157H246V155H244ZM42 158H43V155H42L41 159ZM77 158H78V156H77ZM80 159L81 158H79L78 161L81 164V162L83 163L84 160L81 161L82 159L81 160ZM89 159H92V158H89ZM101 159H103V158H100L99 160H101ZM68 160H69V158L67 159V162H66V159L64 160L65 164L69 166V167L68 166L67 167L70 168V169H66V170L70 171V174H72V171L75 170L73 167L76 166V163L74 164L75 165L74 166L72 164L74 161L71 163L72 158L69 161V163H68ZM105 160H108V158L104 157V159L102 161L105 162ZM244 160H246V159H244ZM39 161H42V160H39ZM86 161H87V163L89 162L88 159H86ZM232 161H234V160H232ZM255 161H257V159ZM110 162H111V160H110ZM262 162H263V160H262ZM8 163L12 164V167L10 169L8 167L9 166ZM70 163L73 165L72 166L73 170L71 169ZM95 164H97V161L93 165H95ZM114 164H116V162ZM262 164H264V163H262ZM102 165L104 166V164H101V166ZM105 165H107L106 162H105ZM58 166H59V164H58ZM89 167H92V166L90 165ZM105 167L106 166H104V168ZM263 167H264V165H263ZM102 168L103 167H101V169ZM239 168H241V167H238V169ZM255 168L256 167H254V170H255ZM76 169H77V167H76ZM45 170H44V172H45ZM116 170H117V168H116ZM260 170H261L262 173L259 172V174L261 175L259 180L262 181L261 185H263V183H264V169H262V167H261ZM56 171H57V173L59 172L58 176L56 175L57 178H60L61 176L59 177V175H60L61 171H58V168L55 169V172ZM78 171H79V169H78ZM51 172H50V174H51ZM100 172H102V171H100ZM73 173H78V172L76 170V172L74 171ZM83 173H84L83 175L81 174V176H79L78 178H76L74 180L75 182H77V184L76 185H71V188L69 190V194L72 195L75 198V202H73V206H71V209L69 211V219H70L71 215L74 214L73 212H75L76 209L78 211L79 209L83 210V209L87 208V211L88 210L90 211V213L92 214L93 218H95L94 217L95 214L99 215L98 216L99 218L101 216L102 217L104 216L103 221H102V218H101V220H98V219L95 220L99 224V227H101V225L109 226V224H107V223L112 221V219L114 221V216H116V214H119L118 211H120V209L117 211L119 205H118L116 196H118L119 194H118V191L116 190L115 187L118 184H121V183L122 184L124 183V185L126 183L128 184V182L125 183V182H123L124 180L121 179L122 182L119 180L121 183L118 182V184L114 187V185L110 181V183L113 186L111 184H110L111 185L110 186L109 182H108L107 186L104 187V184L106 185L107 181H105V178L103 176H101V175L98 176L97 175V171L95 173H89V174L85 173V171ZM220 173H222V172H220ZM232 173H233V171H232ZM249 173H250V171H249ZM115 175L117 176V174H115ZM253 175H254V173H253ZM253 175H251V178H252ZM109 176L111 178L112 174L109 175ZM43 177H44L43 175H41V174L39 175V177L37 178V184L42 189V191L46 194V190L47 189H46L45 183L43 181ZM128 177H130V176H128ZM48 178H50V177L48 176ZM71 178H72V175H71ZM257 178H258V176H257ZM63 179H64V177H62L60 180L62 181ZM112 179H113V176H112ZM252 179H254V178H252ZM51 181H52V179H51ZM71 181L72 180H70V182ZM74 181H72V182H74ZM249 181H250V179H249ZM56 182L58 183V181H56ZM52 183H54V182H52ZM61 184H64V183L61 182ZM108 186H110V188ZM233 186H235V185H233ZM118 187H120V186L118 185ZM62 189L60 188V190H62ZM104 189L107 190L109 192V194H108V192L105 193ZM118 190H119V188H118ZM246 191H244V193ZM251 191H253V189ZM262 191L263 190H260V193ZM262 194H263V192H262ZM262 194H259V192H258V195L259 196L261 195V197H262ZM106 195H108V197ZM105 196L109 200L106 199ZM35 200H37V199H35ZM257 200H259V199H257ZM78 204L81 205V207L79 209L77 208ZM66 207H68V206H66ZM63 209H65V208H63ZM82 210H81V212H78V213H82ZM261 210H264V209H261ZM108 214H109V216L105 217V215H108ZM129 214L130 213H128L127 215H129ZM42 215H43V213H42ZM130 216H132V215L130 214ZM111 217H113V218L111 219ZM93 218L91 217L92 220H94ZM96 218H97V216H96ZM254 219L256 220L257 218H254ZM98 221H100V222L102 221L103 224H101L102 222L100 223ZM36 222H38V221H36ZM90 225H91V223H90ZM74 236H75V234H74ZM108 238H109V236H108ZM254 241H255V239H254ZM103 242H105V240H103ZM261 243H262V241H261ZM257 244H258V241H257ZM106 249H107V247H106ZM96 258L99 259V257H96ZM35 261H36L37 264H41L38 259L35 260ZM258 261H256V262H258ZM123 264H124V262H123Z\"/></svg>","mask_w":264,"mask_h":264},{"label":"crops","instance_id":"crops-1","mask_svg":"<svg viewBox=\"0 0 264 264\" xmlns=\"http://www.w3.org/2000/svg\"><path fill=\"white\" fill-rule=\"evenodd\" d=\"M132 204L135 264H208L211 190L197 166L181 159L148 166L135 183Z\"/></svg>","mask_w":264,"mask_h":264}]
</instances>
